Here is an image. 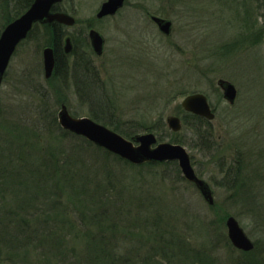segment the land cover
<instances>
[{"label": "rangeland", "instance_id": "rangeland-1", "mask_svg": "<svg viewBox=\"0 0 264 264\" xmlns=\"http://www.w3.org/2000/svg\"><path fill=\"white\" fill-rule=\"evenodd\" d=\"M103 1L64 6L81 27ZM18 10L0 0V34ZM151 16L169 20L170 34ZM92 26L105 40L102 55L81 40L84 52L61 59L64 71L46 79L42 51L50 38L40 26L5 71L0 264H264V0H127ZM220 79L235 87L233 105L222 98ZM195 93L214 114L208 129L194 130L180 105ZM62 105L73 118L98 114L94 122L125 139L152 133L158 143L182 146L213 204L175 161L133 167L63 130ZM169 116L180 118L178 132L168 128ZM66 173L77 190L65 187ZM228 217L251 251L230 244Z\"/></svg>", "mask_w": 264, "mask_h": 264}, {"label": "water", "instance_id": "water-1", "mask_svg": "<svg viewBox=\"0 0 264 264\" xmlns=\"http://www.w3.org/2000/svg\"><path fill=\"white\" fill-rule=\"evenodd\" d=\"M62 0H33L29 8L19 17L6 25L0 34V86L3 76L10 62V59L19 46L24 41L33 25L48 24L52 22L71 24L72 19L62 13H52L51 8L55 3ZM126 0H107L105 1L98 13L100 16L113 15L123 5ZM151 20L156 24L158 30L164 35L171 32V22L159 17L152 16ZM91 45L93 52L100 56L103 52L104 40L102 36L92 31L90 33ZM69 46L66 41L65 51L68 52ZM42 61L44 76L50 78L54 66V55L50 47L42 51ZM217 86L222 91V98L229 104L233 105L236 100V89L228 81L218 80ZM181 107L184 111L193 115L202 117L211 121L214 114L207 102V98L200 93L186 96ZM58 123L63 130L71 134L80 136L96 147L118 156L119 158L133 165L144 163H165L175 161L184 179L194 185L199 191L202 198L208 205L213 204L212 192L208 184L197 177L190 162V157L185 149L177 144L158 143L152 133L133 136L130 140L123 138L119 134L107 129L90 118H73L69 115L66 107L62 105L58 112ZM166 124L172 132H178L181 129V121L177 116L166 118ZM227 238L230 244L237 250L249 252L253 249V243L246 236L242 228L233 217H228L225 221Z\"/></svg>", "mask_w": 264, "mask_h": 264}, {"label": "flooded vegetation", "instance_id": "flooded-vegetation-1", "mask_svg": "<svg viewBox=\"0 0 264 264\" xmlns=\"http://www.w3.org/2000/svg\"><path fill=\"white\" fill-rule=\"evenodd\" d=\"M13 3H15V6L16 8H18L19 10L17 11V15H18V12H20L22 10V6L24 3H29V6L32 4L33 0H12ZM107 1V0H105ZM103 1L100 6L98 7V9L96 10V13L94 15V18L90 19V20H87V21H84V22H81L82 23V26L81 27H77V25H79L80 23L76 20V18L74 17V10L73 8L71 7V10H69L68 8H66L64 6L66 0H62L58 3H55L52 8H51V12L52 13H62V14H65L67 16H69L71 19H72V23L71 24H63V23H57V22H52V23H48V24H35L33 25L31 31L29 32V34L34 30V33L37 32V30L39 29L40 26L46 28L47 26H56V28L61 31L64 35H63V43L61 41V44L60 46L57 48V50L55 51V44H50L49 47L52 49L53 51V55H54V61H55V66H54V70H53V73L52 74H56L58 71L56 69L57 67V58L59 59V61L61 62V59H64L65 61L67 60H73V59H76L77 56L81 53L84 52V49L83 47H80L82 46V41L81 40H84L86 41V44H87V50L91 51L93 54H95L93 52V49H92V45H91V38H90V33L92 31H95L97 32L93 26H92V23L93 22H104L105 20L107 19H110L112 17H115V15L118 13V11L124 6L125 1L122 5V7L113 15H104V16H100L98 15L100 9H101V6L102 4L105 2ZM70 8V7H69ZM16 15V18L18 17ZM152 17V16H151ZM16 18H14L13 20H15ZM12 20V21H13ZM151 20V18H150ZM152 21V20H151ZM11 22V21H10ZM8 22V23H10ZM153 22V21H152ZM6 27V26H5ZM4 27V28H5ZM77 27V28H76ZM3 28V29H4ZM36 28V29H35ZM2 29V30H3ZM70 31V32H69ZM2 32V31H1ZM99 33V32H97ZM28 34V36H29ZM100 34V33H99ZM101 35V34H100ZM102 36V35H101ZM28 38V37H27ZM62 38V39H63ZM103 38V37H102ZM104 40V39H103ZM66 41L68 42V46H69V50L68 52L65 51V45H66ZM80 45V46H79ZM104 45H105V40H104V43H103V52H104ZM102 52V54H103ZM57 54H58V57H57ZM101 54V55H102ZM60 56V57H59ZM64 64V63H63ZM65 65V64H64ZM64 68V67H63ZM62 68V69H63ZM60 69V70H62ZM64 71V70H63Z\"/></svg>", "mask_w": 264, "mask_h": 264}, {"label": "trees", "instance_id": "trees-1", "mask_svg": "<svg viewBox=\"0 0 264 264\" xmlns=\"http://www.w3.org/2000/svg\"><path fill=\"white\" fill-rule=\"evenodd\" d=\"M29 7V3H24L23 4V6H22V10H21V13H23L27 8ZM21 13H19V15L21 14ZM19 15H17V16H19ZM47 28V30H48V35H49V38H50V40H49V43L50 44H55V45H57V46H55L56 48H55V51L57 50V48L60 46V44H61V41H62V38H63V33L61 32V31H59L57 28H56V26H47L46 27ZM36 29V28H35ZM33 34H34V30L29 34V36H28V38H30V37H32L33 36ZM57 57H58V54H57ZM64 67V64H63V62H61L60 63V61H59V59L57 58V67H56V69H57V71H58V69H62ZM64 70V68L62 69V71ZM186 116L185 117H188V118H190V119H192V121H191V123H193L195 126L193 127V129L194 130H198L199 128H197V126H199V125H201L202 127H206V129H208L209 127H210V122H207V121H205L204 119H202V118H200V117H198V116H195V115H191V114H185ZM98 116V114H90V118L92 119V120H94V121H96V122H98L99 121V118L97 117ZM182 122H183V124L184 125H189V123H190V121H188L187 120V118H185V119H183L182 120ZM195 122V123H194ZM208 126V127H207ZM114 131H116V132H119L117 129H115L114 127H112V126H110ZM122 134V133H121ZM197 134H199V132H197ZM126 136V135H125ZM127 137V136H126ZM96 147V146H95ZM96 149H98V150H103L102 148H99V147H96ZM103 152H105V153H107V154H110V155H112V156H115V155H113V154H111V153H109V152H107V151H105V150H103ZM115 157H117V158H119L118 156H115ZM66 159H67V162H66V164L68 163V165L69 164H71V165H73L74 164V162H75V160H76V158H75V156L73 155V154H70V155H66ZM120 160H122L123 162H125V163H127V164H129L130 166H133V167H137V166H135V165H132V164H130V163H128L127 161H125V160H123V159H121V158H119ZM166 163V162H165ZM145 164H147V165H152V164H158V163H144V164H141V165H138V166H142V165H145ZM51 174V173H50ZM49 174V175H50ZM63 175L65 174V173H62ZM48 175V176H49ZM70 177V174L69 173H66V175H65V179H63V182H64V185H65V187H71L72 189H74L73 187V185H74V183H77V182H75V181H73V179H71V178H69ZM81 185V184H80ZM74 190H77V189H74ZM97 208H98V210L101 212L100 214H98V217L100 216V215H103V216H105L106 215V213L99 207V206H97ZM95 217H91V219L93 220ZM97 219V218H96ZM96 220H93V222H95ZM6 222V221H5ZM95 224H100V223H95ZM10 243H11V241L8 243V245L7 246H9L10 247ZM108 250V248H106L105 247V249H103V252H106L107 254H108V257L110 256V254H109V252L107 251ZM103 252H101L102 254H103V257H104V253ZM111 257V256H110ZM105 258V257H104ZM106 259V258H105Z\"/></svg>", "mask_w": 264, "mask_h": 264}, {"label": "bare ground", "instance_id": "bare-ground-1", "mask_svg": "<svg viewBox=\"0 0 264 264\" xmlns=\"http://www.w3.org/2000/svg\"><path fill=\"white\" fill-rule=\"evenodd\" d=\"M60 57V56H59ZM5 75V74H4ZM202 118V117H201ZM202 119H204L205 121H207V122H209L207 119H205V118H202Z\"/></svg>", "mask_w": 264, "mask_h": 264}]
</instances>
